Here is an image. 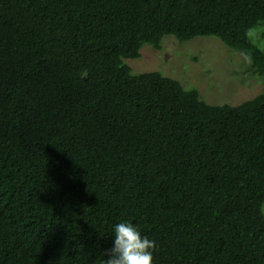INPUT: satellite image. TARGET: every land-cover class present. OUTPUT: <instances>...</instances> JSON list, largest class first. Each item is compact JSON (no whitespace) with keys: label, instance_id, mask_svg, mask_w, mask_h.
Wrapping results in <instances>:
<instances>
[{"label":"trees","instance_id":"1","mask_svg":"<svg viewBox=\"0 0 264 264\" xmlns=\"http://www.w3.org/2000/svg\"><path fill=\"white\" fill-rule=\"evenodd\" d=\"M256 32L264 0H0V264H101L120 222L153 264H264V90L126 64L214 38L264 79Z\"/></svg>","mask_w":264,"mask_h":264},{"label":"rangeland","instance_id":"2","mask_svg":"<svg viewBox=\"0 0 264 264\" xmlns=\"http://www.w3.org/2000/svg\"><path fill=\"white\" fill-rule=\"evenodd\" d=\"M258 36L259 32L254 33V40H261L264 47ZM140 51L139 58L126 61L133 73L159 72L184 88H195L210 105L237 106L264 90V79L248 71L243 57L214 38L179 43L168 36L163 38L161 49L145 45ZM262 210L264 214V206Z\"/></svg>","mask_w":264,"mask_h":264},{"label":"clouds","instance_id":"3","mask_svg":"<svg viewBox=\"0 0 264 264\" xmlns=\"http://www.w3.org/2000/svg\"><path fill=\"white\" fill-rule=\"evenodd\" d=\"M114 246L103 253L107 256L101 264H153L156 242L142 236L139 229L129 222H120L114 227Z\"/></svg>","mask_w":264,"mask_h":264}]
</instances>
